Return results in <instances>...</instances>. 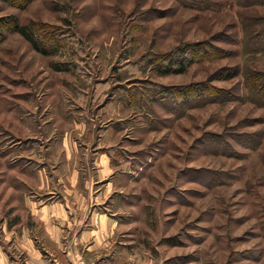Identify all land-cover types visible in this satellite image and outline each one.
Here are the masks:
<instances>
[{"label": "rangeland", "instance_id": "rangeland-1", "mask_svg": "<svg viewBox=\"0 0 264 264\" xmlns=\"http://www.w3.org/2000/svg\"><path fill=\"white\" fill-rule=\"evenodd\" d=\"M263 38L264 0H0V264L44 179L116 221L96 264H264Z\"/></svg>", "mask_w": 264, "mask_h": 264}, {"label": "crops", "instance_id": "crops-1", "mask_svg": "<svg viewBox=\"0 0 264 264\" xmlns=\"http://www.w3.org/2000/svg\"><path fill=\"white\" fill-rule=\"evenodd\" d=\"M44 181L46 184L40 186L42 195L36 193V204L32 209L36 235L41 240L36 247L30 245L27 252L31 256L30 264H96L102 257L100 252L103 254L106 247L111 246L113 236L118 234L116 221L96 212L78 216L75 210H71L74 204L68 198L70 194L63 190V195L55 197L54 186ZM3 245L4 242H1L0 254L5 251ZM6 256L5 264H16L12 254ZM108 261V264H113ZM102 262L106 264L105 259Z\"/></svg>", "mask_w": 264, "mask_h": 264}, {"label": "trees", "instance_id": "trees-1", "mask_svg": "<svg viewBox=\"0 0 264 264\" xmlns=\"http://www.w3.org/2000/svg\"><path fill=\"white\" fill-rule=\"evenodd\" d=\"M5 2H10L11 0H3ZM30 0H25V2H28ZM6 25L9 27V30L12 33H17L21 35L29 44L32 46L34 50H36L38 53L44 55V56H55L58 53V47L60 40H58L56 33L53 34L54 40H49L48 33L45 31V26H39L35 24H29V25H21L18 21V19L14 17L7 18ZM264 39V38H263ZM264 42V40H261ZM254 42H256L254 40ZM57 47V48H55ZM257 47V46H256ZM188 52V51H187ZM172 64H175L174 61H172ZM181 68H179L178 72L183 73L184 71V63H180ZM61 69V68H59ZM174 68L171 66L167 67V70L165 73H171Z\"/></svg>", "mask_w": 264, "mask_h": 264}]
</instances>
